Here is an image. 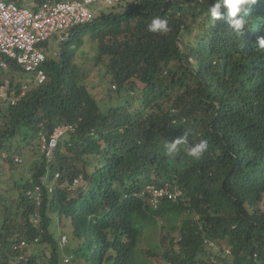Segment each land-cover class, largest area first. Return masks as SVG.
<instances>
[{
    "label": "trees",
    "instance_id": "trees-1",
    "mask_svg": "<svg viewBox=\"0 0 264 264\" xmlns=\"http://www.w3.org/2000/svg\"><path fill=\"white\" fill-rule=\"evenodd\" d=\"M213 2L104 6L108 12L99 10L60 42L58 60L47 50L43 83H30L15 105L0 106V153L8 152L4 161L11 168L20 140L49 135L58 124L77 125L59 141L51 165L59 180L52 192L43 190L40 205L26 189L41 182L42 158L19 193L2 203L0 264H21L15 260L22 240L49 247L48 253L24 250L26 264H149L137 245L144 228L167 219L160 251L148 250L162 264H264V52L257 44L264 37V3L241 14L247 23L240 36L226 9L212 20L207 8ZM155 17L168 21L167 33L147 31ZM85 32L95 41L93 63L101 66L107 96H124L105 110L80 81L68 49ZM8 79L18 94L21 82ZM181 136L189 144L206 139L209 147L199 159L183 146L168 155L165 143ZM79 176L82 183L71 187ZM165 181L184 197L153 208L140 193L148 183ZM65 220L69 240L61 247L54 228Z\"/></svg>",
    "mask_w": 264,
    "mask_h": 264
},
{
    "label": "built area",
    "instance_id": "built-area-1",
    "mask_svg": "<svg viewBox=\"0 0 264 264\" xmlns=\"http://www.w3.org/2000/svg\"><path fill=\"white\" fill-rule=\"evenodd\" d=\"M18 1L0 0V71L4 74L0 83V103L6 105H15L30 88V83L41 84L46 80L43 65L47 59V51L42 45L47 43L52 35H56L59 41L67 39L70 30L93 19L94 3L108 6L118 0H31L29 5H21ZM7 60H13L22 73L29 76L21 82L18 94L5 76L9 68ZM75 128L76 123L59 124L47 137L42 136L40 151L47 162L51 161L59 139L66 133L74 132ZM7 156L8 154L2 151L0 162ZM13 160L16 163L21 162L18 155H13ZM58 175L59 173H56L49 182H45L43 178L41 185L36 184L26 191L27 197L39 206L42 200V186L51 192ZM78 183L79 179H74L73 185ZM178 193H168V197L175 199ZM38 219L39 215L36 214L33 221L37 222ZM37 240L35 238L33 242ZM66 241V235H61L60 244H65ZM29 245L26 240H22L16 246L21 251L16 256V263L26 264L27 256L23 251ZM64 261H68V257H65Z\"/></svg>",
    "mask_w": 264,
    "mask_h": 264
},
{
    "label": "rangeland",
    "instance_id": "rangeland-1",
    "mask_svg": "<svg viewBox=\"0 0 264 264\" xmlns=\"http://www.w3.org/2000/svg\"><path fill=\"white\" fill-rule=\"evenodd\" d=\"M31 0H24L25 5H29L28 2ZM94 6L100 7L99 4H95ZM110 7H102L101 11L104 10V12H108ZM100 12L97 11L96 14H99ZM95 41L91 38V35L89 32H85L82 37V42L78 40H74L69 42L68 49L73 51L75 53L74 55V63L77 66V69L80 73V81L86 85V87L92 92V95L94 98L98 101L100 104V107L102 110H105L110 105L116 104L120 101H123V97L118 100L114 92L110 91V96L108 97L105 90V81L103 79V72L101 70V66H96L93 63V57L96 54V46ZM94 43V44H93ZM65 46L64 42L60 43L58 42L54 35L51 36L50 40H48L47 43L43 44L42 47L45 49H48L50 53V56L55 58L56 60L59 59L60 51ZM13 75L16 80L22 82L24 76L21 72L17 71H11L10 68L6 71V77L10 78ZM4 74L2 71H0V81L2 80ZM1 83V82H0ZM114 87L112 86V89ZM0 106H6V104L0 103ZM38 135V134H37ZM35 136L30 139L29 143L25 140H20L18 143V147L16 148L15 152L11 151V154L20 155L22 157L21 163H15L16 167H9L7 163L3 160L0 162V207L2 203L9 204L11 202V199H13L14 195L19 193V185L23 184L25 180L28 178L31 173V166L33 163V159L38 160L40 157V151H39V135ZM18 139L20 137L17 136ZM67 138V137H66ZM8 154V152H6ZM98 158V156H97ZM86 160L90 162V164L94 161L91 160V157H86ZM16 183V184H15ZM181 219V218H180ZM0 223H1V212H0ZM170 224V225H168ZM163 225V226H161ZM168 226H171V222L167 220H159L158 225H151L150 227H146L143 230V234L141 235V238L139 240V243L137 245V249L139 252L140 257H146L150 263L149 264H162V260H158L156 255H151L148 250L152 252H159L160 247V240L164 234L168 231ZM69 227L68 220H65V225L56 226L55 229V236L58 238L61 234H65L67 237V240H69V232H65ZM160 230V231H159ZM64 231V232H62ZM178 229L173 230L174 234H177ZM172 232V233H173ZM60 239V237H59ZM59 241V240H58ZM68 241L65 242V244H61V247H64L67 245ZM70 244V243H69ZM64 245V246H63ZM39 249L41 251H44L48 253L49 247L42 245V244H34L29 245L26 247L25 252L30 254L32 252H35L36 254H39L40 252H37ZM217 249V248H216ZM215 249V250H216ZM217 251V250H216ZM68 257L67 255H64V258ZM139 257V256H138ZM69 258V257H68ZM142 259V258H139ZM158 260V262L156 261ZM64 261V259H63ZM65 262V261H64ZM15 264L14 262H12ZM164 264V263H163Z\"/></svg>",
    "mask_w": 264,
    "mask_h": 264
},
{
    "label": "clouds",
    "instance_id": "clouds-1",
    "mask_svg": "<svg viewBox=\"0 0 264 264\" xmlns=\"http://www.w3.org/2000/svg\"><path fill=\"white\" fill-rule=\"evenodd\" d=\"M257 3H264V0H214V2L210 6L208 5L207 11H208L209 16L212 18V20L217 21V20L223 18L222 9H226L227 13H228V23H229L231 29L241 36L242 30H244L246 28V23H247L246 19L244 18V15H247L248 8L251 5L257 4ZM28 4H29V2H28ZM95 4L100 5V3H94L92 5V8L94 9L95 15H96V12L101 10V8L104 7L105 5L101 4L100 7L96 8V6L94 7ZM23 5H25V4H23ZM241 14H244V15H241ZM82 25H84V24H82ZM75 28H73V29H75ZM168 30H169L168 21L166 19H162L160 17L153 18L151 20V22L147 25V31L152 32V33H167ZM70 31H69V35H70ZM68 38H69V36L67 37V39ZM57 41L61 42L59 40H57ZM257 44H258V48L262 52H264V37H258L257 38ZM47 50L48 49H46V51ZM49 53H52V52H49ZM62 124H69V123H62ZM71 133H73V132H71ZM69 134L70 133L64 134L60 139H62L64 136H65L64 138L68 137L67 135H69ZM42 136L47 137L48 135H43V134L39 135V138H40L39 151H40V142H41ZM60 139H59V141H60ZM59 141H58V144H59ZM58 144L56 146V149L58 147ZM181 146L184 147V151L186 152V154L188 156L199 159L203 155V153L205 151H207L209 144H208V141L206 139H201L196 143L189 144L187 142V137L181 136V137L174 139L172 142H166L164 145V147L166 149V153L168 155L175 154L180 149ZM56 149H55V151H56ZM55 151H54V155H55ZM12 155H15V154H12ZM54 155H53L51 161L47 162L46 159L44 158V156L42 155L41 151H40V157L39 158H42L43 161L45 162V168H44L45 173L41 177V182L37 183V184L41 185L43 178H45L44 179L45 182L52 181L55 174L59 173L58 171H55L54 174L52 175V172H51V170H52L51 165H52V162L54 159ZM18 156L21 158V162H22L23 161L22 157L20 155H18ZM36 161L37 160L33 159L31 170H32V167L34 166L33 164ZM59 176H60V173H59V175L55 181L54 187L59 180ZM76 178L79 179V183L77 185H73V182H72L71 187H76L82 183L80 176L76 177ZM76 178H74V179H76ZM33 186H31L30 188H32ZM30 188L26 189V191H28ZM42 188H43V190L47 191V188L44 185L42 186ZM175 192H179L175 199L168 197V193H175ZM42 195H43V192H42ZM140 196L145 198L146 202L148 204H150L153 208H155L160 200H169L172 202H178L179 200L183 199L184 191L179 186L175 185L174 183H172L170 181H165L161 184H154V183L146 184L144 189L141 191ZM60 239H61V237H60ZM210 243L211 242L207 243V241L205 240V244L207 246L210 245ZM226 253H229V252H227V249H226ZM165 264H170V263L166 262Z\"/></svg>",
    "mask_w": 264,
    "mask_h": 264
},
{
    "label": "crops",
    "instance_id": "crops-1",
    "mask_svg": "<svg viewBox=\"0 0 264 264\" xmlns=\"http://www.w3.org/2000/svg\"><path fill=\"white\" fill-rule=\"evenodd\" d=\"M23 74V73H22ZM24 75V74H23ZM22 78H24V79H27V78H29V76L28 75H24V76H22ZM23 79V80H24Z\"/></svg>",
    "mask_w": 264,
    "mask_h": 264
}]
</instances>
